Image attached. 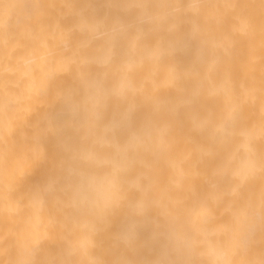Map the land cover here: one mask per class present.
Here are the masks:
<instances>
[{"label": "bare ground", "instance_id": "obj_1", "mask_svg": "<svg viewBox=\"0 0 264 264\" xmlns=\"http://www.w3.org/2000/svg\"><path fill=\"white\" fill-rule=\"evenodd\" d=\"M0 264H264V0H0Z\"/></svg>", "mask_w": 264, "mask_h": 264}, {"label": "rangeland", "instance_id": "obj_2", "mask_svg": "<svg viewBox=\"0 0 264 264\" xmlns=\"http://www.w3.org/2000/svg\"><path fill=\"white\" fill-rule=\"evenodd\" d=\"M205 6H206V5H205ZM207 6H208V5H207ZM207 6H206V9H208V11H209V10H210V9H209V6H208V7H207ZM216 7H217V6H216ZM216 7H215V6L212 7V10H213V8H216ZM203 9H204V8H203ZM206 9H204V10L206 11ZM212 10H211V12H212ZM214 10H215V11H213V12H216L215 15H217V16L219 17V19H216L215 21H219L222 17H224V16H222V14H220L219 12H217V11H218L217 8L214 9ZM216 10H217V11H216ZM213 12L211 13L212 16H213V17H217V16L213 15V14H214ZM217 13H218L219 15H218ZM208 14H210V13H208ZM208 14H207V11H206V15H208ZM203 15H204V17H203V16H202V17L205 18V21H206V20H207L206 18H207L208 16L205 17V13H204ZM209 16H211V15H209ZM202 17H201V19H202ZM218 17H217V18H218ZM211 18H212V17H209L208 21H210ZM199 19H200V18H199ZM212 19H213V21H214V18H212ZM212 19H211V20H212ZM188 20H189V19H188ZM197 20H198V19H197ZM199 21L202 22V20H199ZM199 21H198V22H199ZM208 21H207V22H208ZM215 21H214V22H215ZM221 21H223V19L219 21V24L222 23ZM224 21H226V20H224ZM224 21H223V22H224ZM212 23H213V22H212ZM216 23H217V24H216ZM216 23H215V24H216V27H217V26H218V22H216ZM200 24H201V23H200ZM204 24H205V23H204ZM204 24H201V26L203 27ZM208 24H210V23H208ZM208 24H207V25H208ZM223 24H225V22H224ZM223 24H221V25L224 26ZM207 25H206V27L209 28L210 26H209V25L207 26ZM211 26H212V28H216V27H213L214 24L211 25ZM204 27H205V26H204ZM204 27H203V29H204ZM218 28H220V26H219ZM205 29H206V31L208 32V34H210V35L213 34V36L216 35V32L211 34V33L208 31L207 28H205ZM210 29H211V27H210ZM210 29H209V30H210ZM215 30H216V31H219V29H218V30H217V29H214V31H215ZM202 31L204 32V36H205V34H207V33H205V30H202ZM212 31H213V30H212ZM70 33H72L71 36H72V35H76V36H78V37H80L81 35H85V34H86V33H84V32H81V33H84V34H79V31H78V33H76V32H69V34H70ZM78 34H79V35H78ZM202 34H203V33H201V35H202ZM199 35H200V33H199ZM210 35H209V36H210ZM202 36H203V35H202ZM206 36H207V35H206ZM82 38H83V37L81 36L80 39H82ZM94 41H95V40H92L91 42H94ZM96 41H97V40H96Z\"/></svg>", "mask_w": 264, "mask_h": 264}]
</instances>
